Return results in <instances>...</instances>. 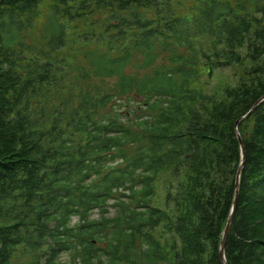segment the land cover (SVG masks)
Segmentation results:
<instances>
[{
    "label": "trees",
    "instance_id": "trees-1",
    "mask_svg": "<svg viewBox=\"0 0 264 264\" xmlns=\"http://www.w3.org/2000/svg\"><path fill=\"white\" fill-rule=\"evenodd\" d=\"M263 96L264 0H0V264H221L236 130L264 264Z\"/></svg>",
    "mask_w": 264,
    "mask_h": 264
},
{
    "label": "water",
    "instance_id": "water-1",
    "mask_svg": "<svg viewBox=\"0 0 264 264\" xmlns=\"http://www.w3.org/2000/svg\"><path fill=\"white\" fill-rule=\"evenodd\" d=\"M263 100H264V96L252 106V108L250 109V111L243 118L248 117L250 115V113L252 112V110L255 108V106L259 102H261ZM237 123H238V121L235 123V130H236ZM236 134H237V140H238V143H239V146H240L241 162H240V166H239V169H238L237 175H236V180H235V196H234V200H233V203H232L231 212H230V215H229L228 220L226 222L225 228L223 230L222 239H221L220 245H219V259H220L221 264H226L225 257H224V247H225V243H226V239H227L229 227H230V224H231V221H232V218H233V214H234V211H235L236 203H237V197H238V180H239L240 169H241V166H242V164L244 162V159H245V153H244L243 144H242L241 138H240L237 130H236Z\"/></svg>",
    "mask_w": 264,
    "mask_h": 264
},
{
    "label": "rangeland",
    "instance_id": "rangeland-1",
    "mask_svg": "<svg viewBox=\"0 0 264 264\" xmlns=\"http://www.w3.org/2000/svg\"><path fill=\"white\" fill-rule=\"evenodd\" d=\"M26 41L29 42L28 39ZM201 81L206 84L205 91L207 93L218 95L224 86L234 84L235 79L228 70H221L214 72L210 79H207L206 75L203 74Z\"/></svg>",
    "mask_w": 264,
    "mask_h": 264
}]
</instances>
